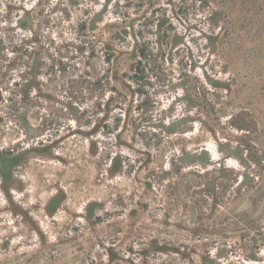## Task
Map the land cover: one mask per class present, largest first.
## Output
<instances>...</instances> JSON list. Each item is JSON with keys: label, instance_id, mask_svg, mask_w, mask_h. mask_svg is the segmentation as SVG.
<instances>
[{"label": "rangeland", "instance_id": "obj_1", "mask_svg": "<svg viewBox=\"0 0 264 264\" xmlns=\"http://www.w3.org/2000/svg\"><path fill=\"white\" fill-rule=\"evenodd\" d=\"M0 264H264V0H0Z\"/></svg>", "mask_w": 264, "mask_h": 264}, {"label": "trees", "instance_id": "obj_2", "mask_svg": "<svg viewBox=\"0 0 264 264\" xmlns=\"http://www.w3.org/2000/svg\"><path fill=\"white\" fill-rule=\"evenodd\" d=\"M148 48H149V46L146 45L145 49L147 50ZM145 49L138 50V56H139V58H141L140 61H137L138 66L142 65V66L146 67L147 64H149V62H150L151 56L153 55V54H151L152 53L151 51H148V53H146L144 51Z\"/></svg>", "mask_w": 264, "mask_h": 264}]
</instances>
